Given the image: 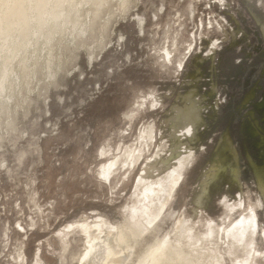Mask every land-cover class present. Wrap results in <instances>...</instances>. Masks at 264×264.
Segmentation results:
<instances>
[{
  "label": "rangeland",
  "instance_id": "1",
  "mask_svg": "<svg viewBox=\"0 0 264 264\" xmlns=\"http://www.w3.org/2000/svg\"><path fill=\"white\" fill-rule=\"evenodd\" d=\"M44 1L0 0V264H264V0Z\"/></svg>",
  "mask_w": 264,
  "mask_h": 264
},
{
  "label": "bare ground",
  "instance_id": "2",
  "mask_svg": "<svg viewBox=\"0 0 264 264\" xmlns=\"http://www.w3.org/2000/svg\"><path fill=\"white\" fill-rule=\"evenodd\" d=\"M39 1H42V0H39ZM43 2H45L44 0H43ZM42 2V3H43ZM46 6V5H45ZM60 8V7H59ZM42 12V11H41ZM40 14V13H39ZM18 16H21V17H23V19L24 20H26V15L25 14H23V13H21V14H19ZM54 16V19L55 18H57V17H59L60 15L58 14V13H55V15H53ZM64 16V15H63ZM43 17V16H42ZM62 17V16H61ZM43 19V18H42ZM58 19V18H57ZM45 20V19H44ZM41 22V21H40ZM43 22V21H42ZM46 22V21H45ZM44 22V23H45ZM45 25V24H44ZM42 26V25H41ZM252 97H248L246 100H245V104L251 99ZM193 104V103H192ZM191 104V105H192ZM197 108V107H196ZM184 110H179V111H176V113L174 112V114H175V117H176V123H174L173 125H172V127H171V137H172V139H176L177 138V136H179L180 135V133H183V134H185L186 132H188V129H189V127L192 125V123H195L194 121H195V117H196V111H195V107H192V108H190L189 106H187L186 107V109L185 108H183ZM190 133V132H189ZM217 172L219 173L220 172V169L218 168L217 169ZM232 173H233V176H234V178L235 177H238V175H239V172H238V170L236 169V168H232ZM173 175V178H172V183H171V188L169 189V192L167 193V196H166V198H164V201L162 202V205L160 206L161 208H163L164 209V206L167 204V201H168V199H169V194H170V192H172L173 190H174V188H175V186L178 184V182H179V180L178 179H175V174H172ZM217 177V175L215 174L214 175V178H216ZM259 186H260V188L262 189V188H264V181L262 180V178L261 177H259ZM171 196V195H170ZM164 202H165V204H164ZM252 222V221H251ZM253 223V222H252ZM82 230L83 231H86L87 230V228H84V227H82ZM105 230V229H104ZM103 230V238H102V232L100 233V235H99V237L97 238H94V239H89V242H88V244H89V250L90 251H88V254L90 255L92 252H95L96 251V248H97V245L95 244L94 245V243L96 242L97 243V241H101L102 242V240L104 239V237H106V236H110V234H113L114 235V233H115V229H113L112 231H108V230H105L104 231ZM90 231H91V229H90ZM89 232V231H88ZM87 232V233H88ZM123 233V232H122ZM119 236V235H118ZM125 236V235H124ZM117 238V237H116ZM119 238V237H118ZM126 239V238H125ZM93 240V241H92ZM119 240H121V241H124V237L122 236V234L120 235V239ZM95 241V242H94ZM94 242V243H93ZM119 243V242H118ZM117 243V244H118ZM169 243V242H168ZM125 244V243H124ZM245 244V243H244ZM167 245H170V247L171 248H173V249H175V251H177V253H178V255H181V254H183L184 253V251H183V249L181 248V246L180 245H177V246H175V245H173L172 243L171 244H167ZM115 249V248H114ZM113 249V250H114ZM111 248H110V251H109V253L106 255V257H105V262H104V264H110V262H119L120 260L119 259H117L116 260V256H117V253H114V251H113ZM116 251V250H115ZM155 253H158V255H155ZM87 254V256H89ZM161 256H164V250H160V249H157V250H155L154 252H153V255L151 256V262H150V264H157V262H158V260H159V257H161ZM111 259V260H110ZM115 259V260H114ZM86 261H84V264H87V262L85 263ZM142 264H148L147 262H143Z\"/></svg>",
  "mask_w": 264,
  "mask_h": 264
},
{
  "label": "clouds",
  "instance_id": "3",
  "mask_svg": "<svg viewBox=\"0 0 264 264\" xmlns=\"http://www.w3.org/2000/svg\"><path fill=\"white\" fill-rule=\"evenodd\" d=\"M10 7V5H8V4H5V8L7 9V8H9Z\"/></svg>",
  "mask_w": 264,
  "mask_h": 264
}]
</instances>
